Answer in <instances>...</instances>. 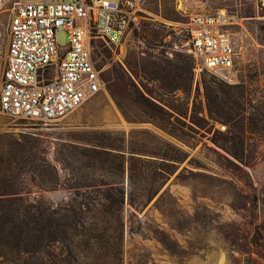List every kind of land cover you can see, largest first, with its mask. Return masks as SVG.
Segmentation results:
<instances>
[{
  "label": "rangeland",
  "instance_id": "374dc122",
  "mask_svg": "<svg viewBox=\"0 0 264 264\" xmlns=\"http://www.w3.org/2000/svg\"><path fill=\"white\" fill-rule=\"evenodd\" d=\"M13 1L0 0V74ZM140 5L137 26L124 35L119 46L110 50L100 39L94 40L92 59L104 82L102 91L51 122L19 120L0 112V135H13L20 143L26 142L20 135L36 138L37 153L44 159L38 160L43 177L28 191L48 203L63 195L50 193L48 188L50 160L62 140H87L98 131L125 133L126 137L130 134L136 151L185 158L162 188L170 193L158 202L164 214L155 208L158 196L136 217L129 215L125 203V216L133 229L144 228V236L126 232L125 264H264L255 254L240 250L262 219L264 0H140ZM217 12L230 17L232 24L224 28L243 36L246 46L240 66L232 72V84L206 72L196 79L193 75L188 15ZM242 17L248 19L241 21ZM56 38L60 46L67 45L64 30L58 31ZM211 79L244 88L243 110L230 122L211 116L207 110L204 82ZM138 89L144 97L156 103L160 97L174 107L169 109L173 116H166V130L158 127L162 114L141 104ZM197 118L207 122L201 129L194 124ZM220 125H225V130ZM170 223L184 232L175 231ZM157 229L177 241L173 254L151 237V231Z\"/></svg>",
  "mask_w": 264,
  "mask_h": 264
},
{
  "label": "trees",
  "instance_id": "16d2710c",
  "mask_svg": "<svg viewBox=\"0 0 264 264\" xmlns=\"http://www.w3.org/2000/svg\"><path fill=\"white\" fill-rule=\"evenodd\" d=\"M119 79L123 81L121 76ZM204 89L211 116L230 122L243 110L242 86L211 79L204 82ZM108 90L117 102L113 88L108 86ZM139 93L142 105L162 114L158 127L166 130V116H173L169 109L174 107L160 97L156 103ZM206 123L204 119L194 120L199 129ZM20 136L26 142L20 143L10 134L0 135V217L5 219L0 218V261L15 264H125L126 232L144 236V228L135 231L126 218L125 203L129 215L136 217L158 196L155 208L164 214L158 202L170 193L162 188L185 159L136 151L130 134L126 137L125 133L98 131L87 140H62L50 160L48 188L50 193L63 195L48 203L28 191L37 185V178L43 177L38 160L44 159L37 153L36 138ZM188 164L191 166V159ZM260 205L261 222L240 250L264 260V193ZM170 227L184 232L175 223ZM151 233L166 251L174 253L178 243L171 234L158 229Z\"/></svg>",
  "mask_w": 264,
  "mask_h": 264
},
{
  "label": "built area",
  "instance_id": "2783aa9c",
  "mask_svg": "<svg viewBox=\"0 0 264 264\" xmlns=\"http://www.w3.org/2000/svg\"><path fill=\"white\" fill-rule=\"evenodd\" d=\"M141 11L140 0L13 1L0 74V112L45 123L76 110L104 89L92 59L94 40L115 49L137 26ZM227 25L225 12L188 15L194 79L206 72L235 82L231 75L244 55ZM60 30L67 34L66 46L57 43Z\"/></svg>",
  "mask_w": 264,
  "mask_h": 264
},
{
  "label": "crops",
  "instance_id": "0c3cea01",
  "mask_svg": "<svg viewBox=\"0 0 264 264\" xmlns=\"http://www.w3.org/2000/svg\"><path fill=\"white\" fill-rule=\"evenodd\" d=\"M246 19H248V18H246V17H242V18H240V20L241 21H243V20H246ZM241 26H243L242 25V23H240V22H238ZM228 24H232L231 23V21H230V17L228 16ZM231 33V32H230ZM231 35L238 41V43L242 46V53H243V55L245 54V45L243 44V36H237L236 34H234V33H231Z\"/></svg>",
  "mask_w": 264,
  "mask_h": 264
}]
</instances>
